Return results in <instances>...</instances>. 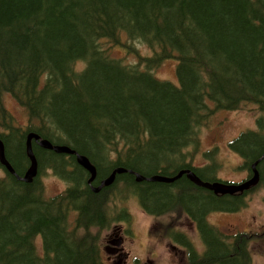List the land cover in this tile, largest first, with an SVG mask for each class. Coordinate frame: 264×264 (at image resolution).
<instances>
[{
    "label": "trees",
    "instance_id": "trees-1",
    "mask_svg": "<svg viewBox=\"0 0 264 264\" xmlns=\"http://www.w3.org/2000/svg\"><path fill=\"white\" fill-rule=\"evenodd\" d=\"M122 36L152 55L128 47L135 64L114 56ZM170 62L177 83L154 75ZM7 94L26 110V126L6 107ZM247 103L263 113L261 133L244 134L234 149L256 162L264 154V0H0V139L16 172L0 161V264H100L97 240L69 229L67 217L78 209L81 224L103 222V204L118 184L124 199L135 195L148 211L182 200L202 217L206 251L184 238L181 264H252L250 245L264 244V233L228 235L204 217L244 204L245 193L221 197L185 175L165 184L138 182L135 174L173 177L190 168L213 182L204 177L210 167H195L186 151L200 147L196 129L217 112ZM29 132L86 155L98 169L94 187L115 169L135 173L94 193L75 156L33 141L39 174L24 183L17 176L31 165ZM258 168L264 183V159ZM46 169L68 184L64 193L46 195Z\"/></svg>",
    "mask_w": 264,
    "mask_h": 264
},
{
    "label": "rangeland",
    "instance_id": "rangeland-1",
    "mask_svg": "<svg viewBox=\"0 0 264 264\" xmlns=\"http://www.w3.org/2000/svg\"><path fill=\"white\" fill-rule=\"evenodd\" d=\"M128 47L135 50L138 49L140 54L144 57H150L152 51L145 45L138 42H130L126 36L121 37V46H117L113 50V55L120 58H128V62H135L136 60L132 57H128ZM83 64L80 67L83 68ZM156 78L160 81H170L177 83L178 76L176 73L175 64L173 62L166 63L163 67L154 72ZM6 107L11 111L12 114L17 118V124L20 126H26L27 112L24 108L20 107L19 104L10 96L5 95L4 97ZM24 112V113H23ZM261 114L257 107L249 106L245 110L232 111V112H219L215 118L207 125L200 127V142L201 148L194 153V149L190 148L187 152H191L193 157L191 162L197 167H207L212 165L209 170L205 172L204 177L211 179L214 176H218L223 180L227 181H240L246 177L245 170H239L238 164L242 163V160L238 155L230 150L229 143L236 139L241 133L256 129V121ZM263 138V136H260ZM213 171H215L213 173ZM214 175V176H213ZM42 179L46 186V195L48 197L55 196L62 191L67 189V183L64 179L60 178L52 169H46L43 173ZM135 190H141L139 187H135ZM174 198L179 195L175 188L171 190ZM141 195V192L138 194ZM138 198V197H137ZM136 201L135 196L127 197L124 199V193L119 186H117L110 197H108L107 218L109 225L103 229H91V232L98 235L99 242L103 243L105 236L113 231L116 227H122L120 224H116L113 220L114 215L120 209L131 213V226L130 223H122V231L119 232L117 241L120 236L124 234L129 238L133 239L134 243L130 240H125L122 243L111 244L113 247H120L123 252H129V261L134 264L135 258H148L152 259L154 264H179L180 254L177 252L181 249V244L175 239H152L150 235L146 234V230L152 223V218L143 212V208L140 207V198ZM182 200L176 201L174 205H181ZM247 205L238 214H233L238 208L243 207L244 204L228 205L229 207L223 209L231 213L214 214L210 216V221L214 223L220 229H226L230 231H259L264 228V186L259 190L253 192L246 198ZM173 204H167L164 206L162 211L174 206ZM145 207V205H144ZM220 209V208H219ZM152 213L157 214L162 211L157 209L150 210ZM174 215H176L174 213ZM77 214L71 213L72 227L75 226ZM168 222L165 223V227L169 226V223L181 224L178 229L173 228L174 231L184 232L189 235L193 244L196 245L198 251L202 253L205 250L203 241L199 234L195 232V229L189 225L188 221L182 219L181 221L170 220L166 218ZM117 225V226H116ZM130 232H127V231ZM124 231V232H123ZM179 235H184L177 233ZM146 245L152 246L154 249V256L145 251ZM41 248V244L39 246ZM40 248H38L40 250ZM253 264H264V251L260 245H252ZM120 253V252H119ZM102 263L112 264V259L115 256L114 252H102L101 253ZM108 257L111 260H108Z\"/></svg>",
    "mask_w": 264,
    "mask_h": 264
},
{
    "label": "water",
    "instance_id": "water-1",
    "mask_svg": "<svg viewBox=\"0 0 264 264\" xmlns=\"http://www.w3.org/2000/svg\"><path fill=\"white\" fill-rule=\"evenodd\" d=\"M33 141L37 142L39 146L44 150L53 151L59 155L75 156L79 166H81L84 170H86L90 174L88 184L91 186L92 191L94 193H99L103 189V187H110L116 181V178L118 175H121L127 172L135 173L134 171L127 170L125 168L115 169L109 177L105 178L101 182L99 187H94L92 185L98 176V169L86 155H83L77 152L76 150L70 148L67 145H54L48 139H42V137L38 133L30 132L27 135L26 150H27V155L31 161V165H30V168L25 173L24 177L21 178L17 176L18 179L22 180L24 183H32L39 173V162H38V158L33 149ZM263 158L264 156L261 158V160ZM261 160H259L258 162L252 165L254 177L250 181L240 186H226L220 183H214V184L204 183L196 175V173L193 172L192 170H183L179 172L175 177H166V176L156 175L149 179L140 174H137V173L135 174H136V179L138 182L147 181V182H160V183H168V184L176 182L177 180L181 179L185 175L195 185L205 187L211 191H214L216 194H219V193L235 194L237 192H244L245 190H248L250 187L258 184L260 180V175L256 167L258 166ZM0 161L2 165L8 170L9 173L13 175L16 174L14 168L12 167L11 163L8 161L6 157L5 146L1 139H0Z\"/></svg>",
    "mask_w": 264,
    "mask_h": 264
},
{
    "label": "flooded vegetation",
    "instance_id": "flooded-vegetation-1",
    "mask_svg": "<svg viewBox=\"0 0 264 264\" xmlns=\"http://www.w3.org/2000/svg\"><path fill=\"white\" fill-rule=\"evenodd\" d=\"M88 186L91 189V186L90 185H88ZM108 202L109 201H108V198H107L106 201L103 204V215H104L103 222H93V223H95V225L92 226L91 229H103V228L108 227L109 220H108L107 217H105V212H104V209L108 205ZM121 212H122V210L120 209L119 211L116 212V214L113 217L114 222L116 224H120V225H121V220H120ZM71 213H76L77 217H76V221H75V226L74 227H72V223L68 221V217L69 216L67 217V226H68V228L72 227V230L76 229L77 232L80 233V235L89 236V237H92L93 239L97 240V247H95V250H96V254H98V260H99V262H101L100 264H103L102 260H101V256H102L101 253L102 252H114L115 253L114 258L112 259V264H132L129 261V252L128 251L127 252H123V251L120 250V247L111 246V244H115V243H119L120 244V243L124 242L125 240L129 239L127 236H124V237L120 236L118 238L119 241H117L116 238L118 237L119 232L122 231V227L121 226L114 228L112 232H110L109 234H107L105 236L106 241L104 240V242L101 243V242H99L98 235L92 233L91 230L88 231V226L85 223H83L82 226L80 225L81 222L78 220V216L80 215V211L78 209H76V210H73ZM196 217L198 219H202V217H200V216H196ZM204 217H206V214L204 215ZM187 221H188L189 225H191V227L193 229H195V232H197L198 228H197L196 222H194L192 218L188 219ZM180 225L181 224L179 223L176 226L179 227ZM178 227H176V229H178ZM177 233H179V231H174L173 232L174 235H177ZM180 233H184V232H180ZM184 234L188 235L187 233H184ZM129 240H130L131 243H134L133 239H129ZM151 250H152L151 246L146 245L145 251L147 253H150L151 256H154V252L151 251ZM152 259H154V258H151V260H149L148 258H144V259L135 258V262H137V263H134V264H154ZM108 260L110 261L111 258L108 257ZM104 264H106V263H104Z\"/></svg>",
    "mask_w": 264,
    "mask_h": 264
},
{
    "label": "bare ground",
    "instance_id": "bare-ground-1",
    "mask_svg": "<svg viewBox=\"0 0 264 264\" xmlns=\"http://www.w3.org/2000/svg\"><path fill=\"white\" fill-rule=\"evenodd\" d=\"M111 43V42H110ZM207 99V98H206ZM229 195V194H227ZM205 221H208V214H206Z\"/></svg>",
    "mask_w": 264,
    "mask_h": 264
}]
</instances>
